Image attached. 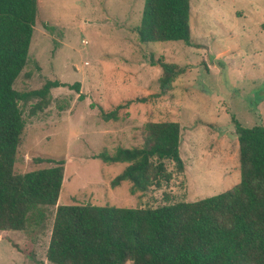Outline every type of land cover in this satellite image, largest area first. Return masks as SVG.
<instances>
[{
	"label": "rangeland",
	"instance_id": "1",
	"mask_svg": "<svg viewBox=\"0 0 264 264\" xmlns=\"http://www.w3.org/2000/svg\"><path fill=\"white\" fill-rule=\"evenodd\" d=\"M37 5L28 60L13 88L67 86L51 89L49 106L33 117L29 107L37 99L20 103L25 128L15 172L52 165L38 159H62L61 206L154 208L214 196L239 182L233 120L264 127V0H190L191 46L139 42L144 0ZM159 62L182 71L165 92ZM75 83L78 90L69 87ZM148 122L179 124L184 168L166 161L168 183L131 195L128 181L111 186L126 164H106L98 155L140 147ZM51 222L31 236L0 232V264H48Z\"/></svg>",
	"mask_w": 264,
	"mask_h": 264
},
{
	"label": "trees",
	"instance_id": "2",
	"mask_svg": "<svg viewBox=\"0 0 264 264\" xmlns=\"http://www.w3.org/2000/svg\"><path fill=\"white\" fill-rule=\"evenodd\" d=\"M190 0H144L135 28L141 43L177 42L191 46ZM37 0H0V232L33 235L52 217L46 251L48 264H264V127L233 120L238 141L239 182L230 189L190 202L154 208L57 205L64 175L62 159H38L49 167L17 173V149L28 116L50 104V91L67 85L47 81L36 90L13 85L28 60ZM156 63H153L155 65ZM165 92L179 74L176 65L159 62ZM78 90L79 84L69 86ZM114 114L104 115L106 119ZM180 126L148 122L140 147L101 153L106 164H126L112 187L130 183V194L168 183L165 162L181 172ZM56 206L54 212L51 211Z\"/></svg>",
	"mask_w": 264,
	"mask_h": 264
}]
</instances>
